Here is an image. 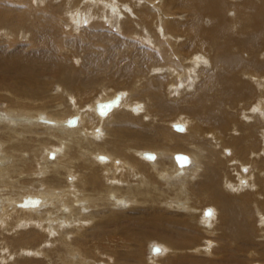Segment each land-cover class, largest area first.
Segmentation results:
<instances>
[{
    "label": "bare ground",
    "instance_id": "6f19581e",
    "mask_svg": "<svg viewBox=\"0 0 264 264\" xmlns=\"http://www.w3.org/2000/svg\"><path fill=\"white\" fill-rule=\"evenodd\" d=\"M11 1L0 0L2 32L26 29L27 18L9 15V8L15 5L20 10L27 7L33 18H39H28L39 38L37 44L46 38L39 32L48 31L50 36L46 39L48 48L38 54L32 49L0 54V86L6 85L11 93L8 101L20 97L18 102L0 106V227L14 230L18 244L28 243L29 237L42 239L39 245L49 243L48 236L55 234L52 225L56 215L79 226L87 210L83 203L92 200L95 209L85 214L93 219L92 235L108 236L113 241L109 252L115 259L102 255L106 264H174L170 257L181 252L172 250L169 242L152 238L143 252L142 239L161 235L178 244L194 243L207 232L215 233L217 241L203 238L187 247L192 255L177 258L178 264H205L206 259L217 258L219 251L221 264H264V74H258L264 71V0H169L163 12H156L153 2H160L156 0H82L75 23L62 22L47 12L51 7L44 3L49 0H31L33 5L29 0ZM67 1L71 4L74 0ZM64 21L70 30L78 31L84 22H89V27L77 38L63 29ZM107 24L122 31L115 33ZM62 43L86 49L85 65L91 71L81 82L73 66L66 65L61 81L77 88V93L57 84L53 95L61 101L52 108L45 101L42 74L50 64L45 57ZM30 44L27 47L35 45ZM92 49L98 53H91ZM107 51L111 55L106 57ZM110 59L115 64L120 61L122 67L116 74L126 77L131 88L82 103L93 72L103 70ZM112 91L102 87L98 93ZM117 95L119 101L108 110L98 108L99 102ZM242 101H249V106ZM181 103H186L189 114L166 119L181 110ZM235 108L240 109L239 119L244 118L248 126L242 130L240 124L235 125V133L231 130L228 135L237 144L229 146L221 129L227 117H234ZM73 116L77 121L70 124ZM133 120L140 122L135 125ZM148 122L156 128L148 129ZM177 122L183 127L175 128ZM38 128H43L40 135L49 136L31 148ZM172 128L182 133L165 139ZM150 149L154 157L146 156ZM175 150H185L189 162L179 165ZM31 177L35 179L32 182ZM165 186L172 195L165 194ZM203 191L214 201L209 213L205 209L210 204L198 198ZM29 197L31 201L25 203ZM67 200L71 203L68 207ZM151 205L168 213L159 209L156 212L160 214L151 215L155 222L148 225L140 224L141 219L134 214H125L131 210L147 214L143 209ZM74 208L75 213H70ZM169 214L178 222L171 224L172 230L163 224ZM17 215L19 223L10 222ZM33 225L43 232L27 229ZM173 230L177 235L173 236ZM187 230H192L190 235L180 234ZM227 230L234 240L229 239ZM251 237H255L254 243ZM152 242L161 250L152 251ZM81 246L91 251L87 242ZM19 247L25 251L29 246ZM28 253L40 255L41 249ZM71 253L72 260L100 264L83 257L79 248ZM160 257L166 258L161 262ZM0 262H6L5 255H0Z\"/></svg>",
    "mask_w": 264,
    "mask_h": 264
},
{
    "label": "rangeland",
    "instance_id": "374dc122",
    "mask_svg": "<svg viewBox=\"0 0 264 264\" xmlns=\"http://www.w3.org/2000/svg\"><path fill=\"white\" fill-rule=\"evenodd\" d=\"M6 1H10V0H6ZM157 1H160V2L159 3L153 2V5H156V9H157L156 12H163L164 6H166V4H167L166 2L169 3V0H156V2ZM11 2H16V1L13 0ZM28 2H30L31 5H33V2L31 0H29ZM85 2H84V4H85ZM48 3H50L53 6H49ZM160 3H162V4H160ZM163 3L165 5H163ZM157 4H159V6ZM82 5H83L82 0H74V1H72L71 4H69V2L67 0H49V2L46 1L44 3L45 7H47V8L51 7V8H49V10L47 12L51 11V14L56 15L57 20L60 19L63 22V19H65L67 21L69 20L70 23H72V22L75 23V21L77 20L76 19L77 18L76 13H77V15L79 14V10H80L79 7ZM76 6H78L77 7L78 11L76 9ZM33 7H35V6H33ZM73 9H76V10H73ZM52 10L54 12H52ZM9 15L10 16H19L20 18H23V19L27 18V21L25 23L26 29H22L21 31L14 32L13 34H8L7 32H5V31L2 32L0 30V54H2V55L21 54L19 52H21V51L29 52V51H31V49L33 50V53L35 52L38 54L39 50H41V52H42L44 50V48H48V47H46L47 46L46 39L49 38V36H50V32H48V31L45 32L43 30V31L39 32L38 35L45 33L46 38L41 43L39 42L37 44V42H35L39 38L36 35V33L34 32L32 26L30 25V23L28 21V18H31V21L32 20H39V18H33V17H35L33 12L30 15L29 11H27V7L20 10V9H17L15 5H12L9 8ZM58 16H59V18H58ZM64 22L65 23H63V29L67 32H72V34H74L73 36L77 37V38H79L84 33H86V28L89 27L88 26L89 22L88 23L84 22L83 24H81V27L78 29V31H76L75 29L70 30L71 26L68 24V22L67 23H66V21H64ZM60 26L62 27V25H60ZM107 26L113 27L110 24H107ZM113 31L115 33L119 31V34H120V32L122 30H120V28H118V27H113ZM93 34H95V33H93ZM90 36H92V35H90ZM31 42H34L35 45L32 48L27 47V46L31 45L30 44ZM8 46H10V47H8ZM54 50L56 52H53V53L50 52L49 58L45 57L46 61L50 64L48 65V68L45 71V73L42 74V79H43L44 83L46 84L45 101L47 102L48 106L52 107V108L57 107L61 101V98L57 97L56 95H53L57 92V90H56L58 87L57 84H59L61 86V88H64L69 92H73L74 94L77 93V88L72 87L70 84H68L64 81H61V78L63 76V73L61 71H64L62 69L67 68V66H73V68L76 71V74L78 75L80 81L84 80L87 72L89 71V69L85 65L86 64L85 60L87 58L86 55H88L87 54L88 51L86 49H84L80 46H78L77 48H74V47H70V45L68 43H66V44L62 43L58 47L53 49L52 51H54ZM234 51H236V50H234ZM93 52L98 53L97 49H92L91 53H93ZM108 55H111V52L107 51L106 57ZM40 58H42L41 55H40V57H37L35 60L40 61ZM67 60H69L70 64H66ZM88 61H89V58H88ZM101 62H103V61H101ZM95 63H96V61H95ZM120 67H122V65L120 66V61L115 64L113 62V60L110 59L107 63H104L103 70L94 71L93 72V80L90 81V83L85 87L89 91L88 96L83 98L82 103H85L87 101H88L87 103H91V102L93 103L96 100L103 98V97H107V96L112 97L115 94L120 93V91H123V92L128 91L132 85L128 82L126 77H119V75L116 74V73H118ZM260 73L264 74V71L263 70L259 71L258 74H260ZM81 82H83V81H81ZM47 85H49V88L47 87ZM102 87L112 88V89H114V91H112L108 94H104V95L99 94L98 92L100 91V89ZM7 89L8 88L6 85L0 86V104H1L0 106H2V105L8 106V103L13 104V102L20 101L19 95L11 98L13 100L12 102L8 101V98L11 95V93ZM115 92H117V93H115ZM30 96H28V98ZM168 100H170V99L168 98ZM242 102L243 103L246 102L245 104L247 106H249V104H250L249 101H242ZM38 103H40V102H38ZM253 105H255V104H253ZM180 106H181L180 107L181 110L173 112L172 114L168 115L166 119L173 118L178 113H186L187 115L189 114V112L185 109L186 103H181ZM232 106H234V105H232ZM241 106L244 107L242 105V103H241ZM235 110H237V112H235L233 109L231 110V111L235 112V113H233L234 117H232V118L227 117L228 120L223 125V127H225V128L222 127L223 129H221V135L223 137H225L226 143L229 146H233V145L236 146L235 144H237L236 140H234L235 138L230 137L228 135V134H230L231 130H233V132L235 133V125L239 126V124H240V127L242 128V130H244L246 128V126H248V125H245L243 123L244 118L239 119L238 113L241 112L240 109L235 108ZM132 122L135 125H137L138 122H140V120H133ZM155 125L152 124L151 122H148L147 126H149V127H147V128L150 130H153L154 128H156ZM205 128L207 129V131L212 130V128H210V127H205ZM42 130H43V128H38L37 132L32 136V139L36 140V142L33 144V146L31 145V148L37 147L39 144L38 141L43 140L44 136L45 137L49 136L48 133H46L45 135H40L39 132H42ZM185 131H186V129H185ZM179 132H181V131L176 132L172 128V130L166 132L165 139H169L170 137L174 136L173 134H176ZM49 142H52V141H49ZM5 146H8V143H6ZM22 149H25V148H22ZM148 151L153 152L154 150L150 149ZM24 152L26 154H30L29 150H25ZM176 152H184L187 154V152L185 150H175L174 153H176ZM36 154L37 153L32 152L33 158L36 157ZM251 154L252 153H249L248 156H251ZM148 159H150V158H148ZM166 159L168 162V157H165L163 159V161L166 162L165 161ZM34 161H35V159H34ZM91 167H92V165H91ZM93 167H94V165H93ZM262 167H263V164H262ZM221 168L224 170V161L222 159H221ZM227 172L229 174L230 173L232 174V170H229L228 168H227ZM221 175H222V171H221ZM28 176H32V174H30ZM14 178L21 180L22 177H19V176H17V174H14ZM34 180L35 179L33 177H31L30 182H32ZM198 183H200V186L204 185L203 181H198ZM194 185H196V183H194ZM164 188H165L164 190H166L165 191L166 195H172L173 194L172 190H170L166 186ZM202 188L207 189L205 187H202ZM263 188L264 187H262V189ZM91 191H92V188L89 187L88 188V194H90L92 196ZM20 192L23 193L24 191L21 190ZM198 198L202 201H207L204 204H210L207 207L213 208V206L211 205V204H214V201L211 200L212 196L210 197L209 194H207L206 192L203 191L199 195ZM198 198H195V200ZM70 204H71L70 200H67L65 202L66 207H68ZM83 206L87 210L84 211L85 213L83 214L84 215L83 223L79 224V226H74L73 224H67L66 220L68 218H63L62 216H60L59 213L56 215V217L53 219V221H56V223H54L52 225V227L55 230V234L48 236V240H50L49 243L45 242V243H42L41 245H39V243L42 241V239H34L33 237H29L28 243L21 241L18 244L15 242V238L17 237V233L14 230L5 229L4 227H0V255L6 256V262L5 263L0 262V264H89V262L85 263V262L80 261V260H78V261L72 260L71 251L73 249H77V248H79V253L81 250L82 256L89 258L90 261H92V263L94 261L99 260L100 264H106L107 262L105 261V259H102V257H101L102 255H109L110 254V255H112V258L115 259L114 253L109 252V247L113 245V241L108 239V236H103V237L93 236L92 232L90 231L91 228L95 227L91 223L93 219L91 217H86L85 214L90 210V208L95 209L92 200H91V203L85 201V203H83ZM105 208L109 209V208H111V206H107ZM161 208L162 207H159V205L154 206V207L151 205V207L146 206L145 209H143V210H147V214L136 213L135 211H132V210L128 211V213H125V214H126V216L134 214L137 217L136 219H141V220H139L140 224L148 225L149 223L155 222V219H153V217L151 215L160 214V212H156L159 209H160V211H162L164 213H168V211L163 210ZM82 211H83V209L80 211V213ZM71 212L75 213V208L72 211H70V213ZM154 212H156V213H154ZM62 213H64V212H62ZM145 215H148V217L146 219L142 218ZM165 217H166V219L163 220V224L167 225V229L172 230L171 224H173L175 222H176V224H178V222L170 214L168 215V217L167 216H165ZM19 218H20V215H17L16 218L12 217L10 222H12L14 224L19 223L18 222ZM132 219L133 218H131L130 221ZM88 221H90V222H88ZM95 221H97V220L95 219ZM220 221H221V219H220ZM231 227L232 226L230 224L228 229H230ZM27 229H33V231H37L39 233L43 232V229L37 225L30 226ZM66 231H69V234H67ZM221 231H222V229H219L218 233ZM191 232H192V230L191 231L187 230L184 233L180 232V234L186 236V235H190ZM227 232H228V230H227ZM204 234H205V238L201 234L196 238V241L194 243H188V242L184 241L183 244L174 243L171 239L164 238L161 235H148V236L144 237L142 239V242H141V244L144 245V248H142V247H140V248L143 252H145L146 251L145 245H147V242L150 239L162 238L165 241L169 242L167 244L172 248V250H174V251L179 250V252H181L180 254H176V255L170 257L171 260H173L174 264H178L179 261L177 258L189 257L192 255V254H190V251H188L189 249L187 247H190V246L195 245L196 243H199L203 238L206 241H212V240L214 242L217 241V239H216L217 236L215 235V233L213 234V233L207 232ZM174 235H177V230H173V236ZM219 235H221V234H219ZM40 238H43V235H41ZM44 239H46V238H44ZM81 239H83V240H81ZM229 239L234 240V237L231 235V237ZM257 239L258 238H256V240ZM83 241L88 243V245L91 247V251L86 250L84 247L81 246V242H83ZM251 241H253V243H254L255 237H251ZM220 243H221V240H220ZM21 245H28L29 247L25 251H22L23 248L20 249V247H19ZM152 246H153V242H152V245L150 246V248ZM118 248H120V247H118ZM259 248L262 249V246ZM34 249H41V254L35 255L32 253H28V251H33ZM75 253L77 254L78 251H76ZM10 254H12V257H10ZM161 254H162V252L157 254V256H160ZM217 255H219V256H217ZM217 255H216L217 258H215V259H213L212 256L210 257L213 260H210V259L207 260L206 259L205 264H221L219 259H220V256L222 255V252L221 251L217 252ZM166 257H160V261L162 262ZM11 258H12V260H11ZM15 258H17V260H15ZM74 259H77V258H74ZM67 260H69V262H67ZM194 263H195V260H194Z\"/></svg>",
    "mask_w": 264,
    "mask_h": 264
},
{
    "label": "water",
    "instance_id": "95a60500",
    "mask_svg": "<svg viewBox=\"0 0 264 264\" xmlns=\"http://www.w3.org/2000/svg\"><path fill=\"white\" fill-rule=\"evenodd\" d=\"M117 101H119V95H117V96H115V97H113L111 99H108V100L99 102L98 103V108L101 111H106V110H108L111 107V105L113 103H116ZM76 121H77V118L75 116L70 117L69 120H68V122L70 124H75ZM174 127L177 128V129H179V128H182L183 125L181 123H178L177 122V123L174 124ZM146 156H148V157H154V153L152 151H147L146 152ZM175 159H176V161L178 162L179 165H184V164H186V163L189 162V157L184 152H176L175 153ZM27 201H31V197L25 199V203H28ZM210 211L211 210H210L209 207H207L205 209V213H209ZM159 250H161V249H160V246L158 244H154L152 246V251L158 252Z\"/></svg>",
    "mask_w": 264,
    "mask_h": 264
},
{
    "label": "snow or ice",
    "instance_id": "6c2138e0",
    "mask_svg": "<svg viewBox=\"0 0 264 264\" xmlns=\"http://www.w3.org/2000/svg\"><path fill=\"white\" fill-rule=\"evenodd\" d=\"M52 158H54V155H53V157Z\"/></svg>",
    "mask_w": 264,
    "mask_h": 264
}]
</instances>
